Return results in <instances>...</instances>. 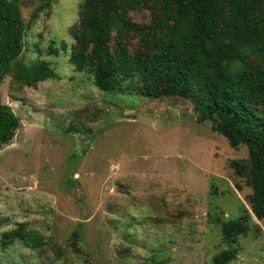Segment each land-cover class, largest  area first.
I'll list each match as a JSON object with an SVG mask.
<instances>
[{"label": "rangeland", "instance_id": "rangeland-1", "mask_svg": "<svg viewBox=\"0 0 264 264\" xmlns=\"http://www.w3.org/2000/svg\"><path fill=\"white\" fill-rule=\"evenodd\" d=\"M16 1L27 23L45 0ZM80 1L51 0L26 28L18 61L46 60L56 78L25 84L10 71L0 81L18 118L0 148V235L26 223L46 241L41 255L20 240L0 246V264H210L228 248L226 264H264V218L229 166L247 148L197 122L189 99L101 91L77 73L69 56ZM51 41L57 54H47ZM244 214L245 232L225 241L222 223Z\"/></svg>", "mask_w": 264, "mask_h": 264}, {"label": "trees", "instance_id": "trees-1", "mask_svg": "<svg viewBox=\"0 0 264 264\" xmlns=\"http://www.w3.org/2000/svg\"><path fill=\"white\" fill-rule=\"evenodd\" d=\"M50 2L36 7L26 23L16 0H0V81L10 71L25 84L56 78L46 60L18 61L27 26ZM77 15L71 27L73 69L88 74L101 91L191 100L197 122H208L231 147L247 148L246 158L229 166L251 188L246 200L252 214L264 218V0H81ZM61 47L66 49L64 41ZM57 53L51 41L47 54ZM17 126V116L0 97V148ZM65 130L92 128L70 123ZM247 218L222 223L225 241L245 232ZM71 235L77 252L79 230ZM15 240L40 255L46 245L26 223L3 231L0 246ZM234 257L235 249H224L210 264Z\"/></svg>", "mask_w": 264, "mask_h": 264}]
</instances>
